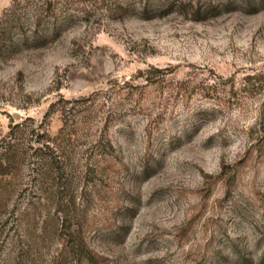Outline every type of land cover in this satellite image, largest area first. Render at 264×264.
<instances>
[{"label":"rangeland","instance_id":"1","mask_svg":"<svg viewBox=\"0 0 264 264\" xmlns=\"http://www.w3.org/2000/svg\"><path fill=\"white\" fill-rule=\"evenodd\" d=\"M52 1L0 55V264H264V0Z\"/></svg>","mask_w":264,"mask_h":264},{"label":"trees","instance_id":"2","mask_svg":"<svg viewBox=\"0 0 264 264\" xmlns=\"http://www.w3.org/2000/svg\"><path fill=\"white\" fill-rule=\"evenodd\" d=\"M21 2H25L26 5L28 4V7H32L33 11L30 13L33 18V23L30 25V30L27 32H19L15 36L14 29L23 26V22H27V13H25V18L22 19L21 14H19L16 8V6ZM52 3V0H21L15 1L8 9H6L2 18L0 19V55L13 49L14 47H19L31 42H37L39 39L46 37L44 34L40 36L38 30L41 28L44 14L51 9ZM67 3L68 1H65L61 8H59L60 13L62 12V14L55 20L57 23L56 26L60 27L67 21L68 13L65 9ZM212 10L215 9L212 8ZM57 157L62 159V155H58Z\"/></svg>","mask_w":264,"mask_h":264}]
</instances>
